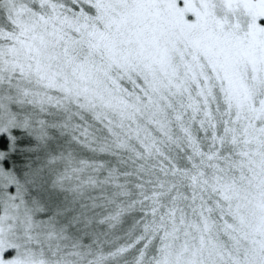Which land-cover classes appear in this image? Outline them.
Returning a JSON list of instances; mask_svg holds the SVG:
<instances>
[{
    "label": "snow or ice",
    "instance_id": "snow-or-ice-1",
    "mask_svg": "<svg viewBox=\"0 0 264 264\" xmlns=\"http://www.w3.org/2000/svg\"><path fill=\"white\" fill-rule=\"evenodd\" d=\"M0 264H264V0H0Z\"/></svg>",
    "mask_w": 264,
    "mask_h": 264
}]
</instances>
